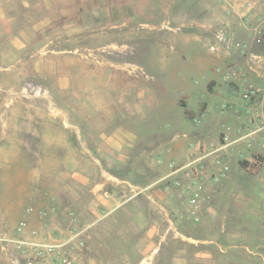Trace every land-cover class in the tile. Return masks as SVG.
<instances>
[{
  "label": "rangeland",
  "instance_id": "1",
  "mask_svg": "<svg viewBox=\"0 0 264 264\" xmlns=\"http://www.w3.org/2000/svg\"><path fill=\"white\" fill-rule=\"evenodd\" d=\"M135 7V30L122 38L126 46L115 53L128 63L124 84L112 80L113 68L82 61L83 89L70 76L63 90L58 76L75 65L76 58L49 54L42 72L36 71L32 47H27L29 53L21 52L16 41L27 23L20 14L23 7L0 6V264H50L60 254L76 264L79 252L107 249L116 240L100 238L110 230L98 229L96 239L87 238L91 224L123 222L130 216L109 213L99 196L117 192L121 200L136 197L146 187L120 178L172 171H177L175 178H159L153 184L177 203L165 210L160 207V244L155 253L159 252L154 262L140 264H191L205 250L213 264H264V128L250 141L236 139L242 128L262 126L264 77L257 73L258 79H248L229 58L225 60L224 52L216 54L194 36L200 30L209 35L205 26L194 22L207 21L228 31L249 29L254 44L262 45L264 0H138ZM162 20H168V27L161 25ZM220 32L215 30L224 41ZM247 61L252 70L260 65L264 69V58L258 54L249 53ZM228 70L236 74L228 75ZM211 73H219L224 82L220 95L203 88ZM125 82L142 88L144 95L134 90L125 97ZM247 88L257 95L245 102L241 97ZM182 97L192 118L176 104L182 105ZM131 98L133 111L127 108ZM203 102L207 112L201 111ZM117 107L121 115L110 117ZM201 127L210 129L215 139L191 137ZM174 132L186 143L182 156H168L170 142L160 147V141H168ZM110 137L119 148L110 146ZM221 143L227 146L209 150ZM204 151L209 154L201 157ZM76 158H84L85 164L77 166ZM241 161L246 162L243 167ZM83 168L84 178L77 180ZM183 190L185 195L178 197ZM217 190L223 191L219 193L223 205L219 207L218 200L211 210L206 196H215ZM188 195L195 204L187 202ZM62 242L61 248L47 247Z\"/></svg>",
  "mask_w": 264,
  "mask_h": 264
},
{
  "label": "crops",
  "instance_id": "2",
  "mask_svg": "<svg viewBox=\"0 0 264 264\" xmlns=\"http://www.w3.org/2000/svg\"><path fill=\"white\" fill-rule=\"evenodd\" d=\"M137 1L0 0V6L12 4L23 7V12L20 14L22 19L27 23L26 27L18 32L21 37L16 38V41L18 42L19 40L20 42L19 46L21 52H25L29 46L32 47L30 56L32 65L35 67L36 71L42 72L43 65L46 63V58L49 54H63L67 55L69 58L75 57L76 64H68L69 66L66 71L58 76L57 84L60 89L66 90L69 85L70 76H75L77 78V86L79 90H82L83 79H81V74L83 71L80 65L82 61H87L92 65L96 64L113 68L112 80L119 83V85L124 84L123 82L126 78L124 74L126 71L124 69L128 63L116 56L115 53L126 46L122 38L135 30L132 22L136 20L135 18L137 17V9L135 7ZM1 12L5 14L4 8ZM167 21L168 20H162L161 25L167 26ZM194 22L196 26H205L206 30L210 32L209 35H207V33L204 32L205 30H200L199 33H194V36L197 39L205 40L206 45H208L211 50H214L216 54L219 53L221 55L222 52H224L226 55L225 60L229 58L231 62L236 64V66L244 72L248 79H256L257 73H261L260 75L264 77V69H261V65L260 67L258 66L259 68L255 67L252 70L250 68L251 65H249L247 61L249 53L258 54L260 57L264 58V43L262 45L254 44V34L252 31L245 28H237L228 31L221 28H214L207 21L203 23L200 21V23ZM183 23L184 22L181 24ZM218 29L221 31L219 34L224 36V41L217 38L218 35L215 33V30ZM26 30H28V33L25 32ZM18 33L14 36H18ZM26 52L29 53V51ZM205 78L206 82L203 86V88L205 87V92L220 95L222 92V83H224L220 74L211 73L210 75H206ZM233 83L237 84V79L233 80ZM227 85L229 86L228 83ZM124 87L123 93L126 94L125 97L128 95L130 96L134 90L139 96L144 95V90L140 87L136 88L127 82H125ZM206 95H203L205 101L207 100ZM230 98L232 97L230 96ZM121 100L123 102L125 101L124 98H121ZM131 100L132 98L130 101H127L130 103L127 104L129 111H133L131 106L134 104L131 103ZM179 101H183L182 105L176 101V104L182 107L183 114L184 110H187L189 114L193 116L194 114L191 109L187 107V101L183 97L179 99ZM137 102L138 101L135 100V105ZM207 109V104L203 102L201 111L206 110L207 112ZM60 113L68 116V113L62 109ZM164 114V111H160V116H164ZM117 115H121L118 107L111 112L110 117H116ZM185 117L187 116L185 115ZM225 118V113H222L221 119L223 120ZM190 135L191 137L196 135H208L213 138L210 129H207V127H201ZM191 137L189 136V139ZM166 139L168 141H160V147L165 142L171 143L173 149L168 156L184 155L186 143L179 140V133L172 134ZM109 144L115 148H119L120 146L113 137L109 138ZM75 163L77 166L82 167V165L85 164V160L84 158H76ZM83 171L84 168L82 169V172ZM76 175L77 180L84 178V172H77ZM164 175L165 173H161L155 177H147V175L142 174V176H139L137 179H135V177L120 178V180L134 186L140 185L146 187L142 194L136 197H126L121 200L117 192L113 194L105 193L104 198L99 196V203H103V205H105L104 207H107L109 213L115 212L116 214L122 211V213H127L130 219L123 222L117 220L93 222L91 224L92 226H90L93 230L86 234L87 238L91 237V239H96L93 238V235L96 233L95 231L107 227L110 232L108 234H102L100 239L103 241H105V239L116 240V242L109 244L107 249L96 247L92 249V253H77L74 257L76 264H140L143 260L155 261L156 253H158L159 250L156 253L155 251L160 244V207L165 210L170 203L173 205L177 203V200H171L165 192L160 190L158 185L153 184V182ZM228 177L229 174H227L222 181L226 180ZM217 191L215 196H213V194H208L206 196L208 199H206L205 202L211 204V206L209 205L210 209L212 208L211 210H213L212 204L218 203V200L219 207L223 205V203H221L222 196L219 194L223 191ZM80 193L82 194L83 192L80 191ZM81 194L77 192L75 195L78 205L80 204L79 198ZM214 210L216 211L217 208L215 207ZM72 228H77V226L75 225ZM83 228H85V226ZM198 258L199 259H194L197 261L191 264H213L211 253L207 252V250H205L204 253H200Z\"/></svg>",
  "mask_w": 264,
  "mask_h": 264
},
{
  "label": "built area",
  "instance_id": "3",
  "mask_svg": "<svg viewBox=\"0 0 264 264\" xmlns=\"http://www.w3.org/2000/svg\"><path fill=\"white\" fill-rule=\"evenodd\" d=\"M220 70V69H219ZM218 70V71H219ZM228 75H234L236 74V72L234 70H228ZM257 95V91L254 90L253 88H247L245 89V91L243 92L242 94V99L243 101L247 102V101H250L252 99L253 96ZM261 124L262 126L261 127H245V128H242V132L240 133V135L238 136V138H236L238 141H250V139L253 138L254 135H257L258 132L260 131V129L264 128V120H261ZM189 146L190 147H193L195 148V143L190 141L189 142ZM227 146V144L225 143H221L220 145L216 146V147H213L212 149H209V150H219V149H222V148H225ZM209 153L204 151L200 156L201 157H205L207 156ZM185 167V165H183ZM177 170V169H176ZM177 171H172V173H168V174H165L163 177L160 178V181H168V178L172 177L171 179L175 178V175H176ZM221 176H223V173L221 174ZM174 184L175 185H179L180 184V181L178 179H175L174 180ZM166 187L170 188V184L168 183L166 185ZM188 192V191H187ZM186 191L183 190L182 192H178V197H183L185 195ZM189 198H188V203H192V204H195L193 201H194V198L191 196V195H188ZM187 197V196H185ZM196 208H197V205H194ZM78 235V232H75V236ZM69 242V241H68ZM65 245V242H62V243H58V244H48L47 247H50L51 249L55 250L56 248L60 247L61 246H64ZM60 258L59 260H51L50 261V264H73L70 259L68 258L67 255L65 254H60L59 255Z\"/></svg>",
  "mask_w": 264,
  "mask_h": 264
},
{
  "label": "trees",
  "instance_id": "4",
  "mask_svg": "<svg viewBox=\"0 0 264 264\" xmlns=\"http://www.w3.org/2000/svg\"><path fill=\"white\" fill-rule=\"evenodd\" d=\"M184 114L188 117V118H192V116L189 114V112L187 110H184ZM256 159V158H254ZM246 162L244 161H241L239 162V164L243 167V165L245 164Z\"/></svg>",
  "mask_w": 264,
  "mask_h": 264
}]
</instances>
